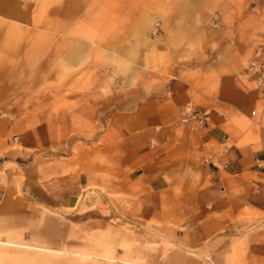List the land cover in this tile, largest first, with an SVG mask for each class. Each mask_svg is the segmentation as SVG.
<instances>
[{"label": "crops", "instance_id": "0c3cea01", "mask_svg": "<svg viewBox=\"0 0 264 264\" xmlns=\"http://www.w3.org/2000/svg\"><path fill=\"white\" fill-rule=\"evenodd\" d=\"M197 2L191 32L163 30L127 76L125 108L71 145L68 85L31 76L35 32L18 22L32 15L0 1V248L17 245L0 264H264V89L246 70L264 0ZM187 103L207 126L180 122Z\"/></svg>", "mask_w": 264, "mask_h": 264}, {"label": "rangeland", "instance_id": "374dc122", "mask_svg": "<svg viewBox=\"0 0 264 264\" xmlns=\"http://www.w3.org/2000/svg\"><path fill=\"white\" fill-rule=\"evenodd\" d=\"M20 1L32 16L18 25L35 32L22 38L23 45H31L38 53L31 76L42 81V88L51 80L65 89L68 85L71 145H76L79 138L87 144L93 141L94 127L107 121L111 103H116L117 109L125 108L121 88L127 76L147 70V59L158 45L164 47L159 34L163 30L171 37L175 30L189 34L191 23L196 24L204 10L197 0ZM96 81H101V88ZM95 91L102 96L95 99ZM51 102L17 101L23 111H28L32 103L45 107ZM79 127L86 130L85 136H79ZM92 231L87 226V239H93ZM0 250H17V245L8 244Z\"/></svg>", "mask_w": 264, "mask_h": 264}, {"label": "built area", "instance_id": "2783aa9c", "mask_svg": "<svg viewBox=\"0 0 264 264\" xmlns=\"http://www.w3.org/2000/svg\"><path fill=\"white\" fill-rule=\"evenodd\" d=\"M246 70L254 75L258 88L264 89V55L262 52L249 61ZM178 116L181 123L200 128L208 125L210 112L208 108L187 103L180 107Z\"/></svg>", "mask_w": 264, "mask_h": 264}]
</instances>
